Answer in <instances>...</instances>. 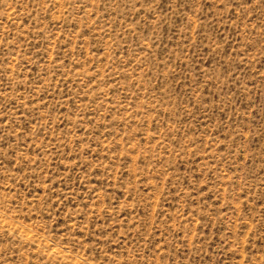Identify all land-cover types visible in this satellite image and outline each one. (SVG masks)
Segmentation results:
<instances>
[{
	"label": "rangeland",
	"instance_id": "rangeland-1",
	"mask_svg": "<svg viewBox=\"0 0 264 264\" xmlns=\"http://www.w3.org/2000/svg\"><path fill=\"white\" fill-rule=\"evenodd\" d=\"M0 264H264V0H0Z\"/></svg>",
	"mask_w": 264,
	"mask_h": 264
}]
</instances>
